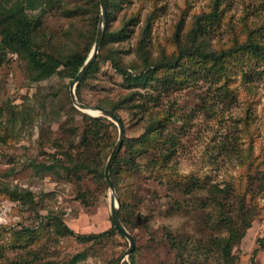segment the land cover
I'll return each mask as SVG.
<instances>
[{"label":"rangeland","instance_id":"1","mask_svg":"<svg viewBox=\"0 0 264 264\" xmlns=\"http://www.w3.org/2000/svg\"><path fill=\"white\" fill-rule=\"evenodd\" d=\"M186 1L190 5L180 32L183 39L192 15L209 10L212 0H157L161 8L148 44L152 58L160 55L161 47L168 53L175 50L172 37ZM83 2L57 0L56 5L46 7L40 32L53 45H65L64 33L72 22H84L72 12L74 4ZM152 2L127 0L123 3L112 29L122 24L124 11L127 16L136 14L139 21L129 25L127 33L107 38L109 46L118 49L121 60L118 68L111 61L101 63L83 85L80 96L86 104L117 110L125 120L127 137L139 136L151 116L169 115L168 131L176 135V152L159 171L151 165L150 155L142 160V164L150 166L138 177L132 175L137 184L129 202L137 213L147 217L149 224V227L138 224L133 230L138 263L175 264V251L166 238L168 231L196 241H208L207 238L219 231L206 226V214L200 210L175 213L172 208L175 200L184 201L185 197L171 190L166 170L194 174L221 186L231 183L236 190L234 200L243 195L247 181L246 163L241 156L249 152L252 143L256 152L264 146V63L245 53L238 55L228 80L229 89L222 86L218 75H213L209 68L189 59L161 74L130 69L132 61L140 63L136 45ZM221 7L223 14L203 35L212 48L229 47L236 39L245 41L247 32L243 23L250 27L264 26V0H222ZM40 9L30 12L38 13ZM233 33L238 34L237 38ZM256 35L264 41V28ZM28 79L25 65L16 54L0 52V251L6 253L0 264H10V261L16 264L20 260L15 259L20 255L31 259L27 251L35 249L42 259L31 264H65L88 243L59 235L53 225L47 224L39 239L22 249L12 246L14 232L38 226L41 219L37 216L49 213L60 216L70 228L82 234L110 229L113 225L111 191L104 184H97L87 169L67 172L58 166L43 167L42 164L53 163L55 158L63 160L62 150L68 149L72 140H79L82 129L90 121L72 108L76 106L70 94L71 79L58 74L40 81ZM27 109L32 113L23 119L19 111ZM13 110L19 117L16 127L22 129L21 133L13 129ZM3 112L7 116L5 121L1 120ZM25 121L28 122L25 124ZM115 126L106 140L114 138L116 143L119 133ZM103 148H108L107 142ZM125 180L130 182L129 177ZM28 191L34 195L35 207L24 198ZM250 191L248 186L244 201L249 206L256 203L258 215L234 248L238 257L236 264H251L253 257L256 264H264V192L254 197ZM83 192L88 196L86 193L81 197ZM211 211L216 214L218 208L211 206L208 212ZM201 244L190 247V260L215 264L216 254L206 258L205 248H196ZM126 245L129 246V241L125 237H109L100 247V254L79 264H106L105 259L122 256ZM211 252L214 251L211 249Z\"/></svg>","mask_w":264,"mask_h":264},{"label":"trees","instance_id":"2","mask_svg":"<svg viewBox=\"0 0 264 264\" xmlns=\"http://www.w3.org/2000/svg\"><path fill=\"white\" fill-rule=\"evenodd\" d=\"M56 2L57 0H0V52L16 54L18 59L25 65L28 80L40 81L54 74L73 80L94 46L101 16L100 0H84L83 3L74 4L72 12L77 17H81L84 22L81 23L76 20L72 22L70 28L64 33L66 42L63 46L53 45L40 32V22L42 15L46 11V7L56 5ZM125 2L127 0H106L104 39L96 59L77 85V97L80 101H83L80 96L83 85L101 63L111 61L118 68L117 63L121 61L118 49L109 46L107 38L108 36L127 33L130 29L129 25L135 21H139L136 14L127 16V12L124 11L125 13H122V24L117 29H112V24ZM221 2L222 0H212L209 10L194 13L191 21L188 23V32L185 35V39H183L180 32L190 5L186 1L185 6L179 13L172 37L175 50L172 53H168L164 47H161L160 55L152 58L148 45L149 38L155 19L161 8L157 0H153L152 7L144 19L136 45L140 63L132 61L128 67L135 71L152 70L153 73L161 74L171 71L183 64L186 59H189L200 66L209 68V71L213 75H218L222 86L229 89L228 80L231 77L233 62L238 60V55L245 53L250 58L264 63V41L258 37L259 34L256 35L264 26L250 27L248 24L243 23L242 26L245 28V32H247L245 41L241 40L242 42H240L236 39L233 45L229 47L224 46L219 50L212 48L203 35L208 32V28L214 20L223 14ZM39 7L41 9L38 13L30 12V10ZM233 36L237 38L238 34L233 33ZM72 108L80 113L83 118L90 121L91 124L87 123L82 129L79 140L74 142L72 140L68 149L64 148L62 150V154L64 155L63 160L55 158L53 163L42 165L46 169L58 166L62 171L65 170L67 172L87 169L88 175L97 184L102 183L106 187H109L105 179L104 170L108 156L115 144V139H106L109 137V132H111L112 128L116 126L105 116H91L79 111L74 106ZM27 110L19 111L23 119L28 118V115L32 113L31 110ZM111 110L121 117L125 125V120L120 113L117 110ZM6 117L3 112L1 120L5 121ZM18 119L19 117H17L16 112L13 110L11 120L14 124L13 129H16L17 132L19 129L21 133L22 129L16 127L18 126ZM168 120L169 115L151 116L145 124L144 131L139 136H125L123 146L110 170L111 178L119 196V217L127 230L132 234L138 224L149 227L147 217H143L140 213H137L129 202L136 187L134 185L137 184L136 180L132 177H138L145 168L150 166L147 163H141L149 155L151 156V165L159 171L168 165L177 149V138L174 133L168 131ZM27 122L25 121V124ZM32 123L33 121L30 124ZM106 142L107 149L103 148ZM241 157L242 161L246 163L245 180L247 184L242 193L243 195L236 197L235 200L234 195L236 190L231 183L221 186L220 184L203 181L194 174L183 175L169 172V168L166 170V173L170 176L171 190L185 197L184 201L175 200L172 206L173 209L175 208V213L179 211L181 214H189L192 211L200 210L206 214V226L212 230L219 231V234H213L212 237L207 238L208 241H196L187 235L181 236L178 232L168 231L166 238L171 248L175 251V264H196L197 262L189 258V249L191 246L201 242L203 244L198 245L196 248L200 250L201 247H204L206 258L208 255L215 253V264L237 263L238 257L234 252V248L258 215L256 203L253 206L245 204L244 198L247 188L248 186L251 188L250 193L254 197L264 192V146L263 149L256 152L252 143L249 152ZM33 164L35 165V163ZM57 173L61 175V172ZM126 177L130 178V182L125 180ZM86 193H80V196L84 197ZM24 198L27 203L30 202L33 205L32 207H35L36 201L32 192L28 191ZM211 206L218 208L216 214L212 211L208 212ZM37 218L41 219L38 226L23 227L14 232L12 246L23 249L32 245V243L39 239L47 224L53 225L57 234L69 235L80 242L88 243L86 248L74 253L65 264H79V262L86 261L88 257L96 255V253L100 254L98 253L100 247L103 246L109 237L115 235L124 237L113 225L110 229L102 232L82 234L70 228L56 214H39ZM127 248L128 245H126ZM211 249L214 252H211ZM137 250L136 247L130 255L129 260L124 261L123 264H139L137 261ZM218 250L220 254H217ZM27 252L31 254V259L20 255L19 258L15 259L20 260L16 264H31L42 259L41 253L36 249L28 250ZM253 253L257 254V250H254ZM5 256L6 253L0 251V263L5 260ZM120 257L121 255L107 258L105 259L106 264H116ZM13 263L14 261H10V264ZM251 264H256L254 257L251 260Z\"/></svg>","mask_w":264,"mask_h":264},{"label":"water","instance_id":"3","mask_svg":"<svg viewBox=\"0 0 264 264\" xmlns=\"http://www.w3.org/2000/svg\"><path fill=\"white\" fill-rule=\"evenodd\" d=\"M100 4H101V16H100L98 29H97L95 43H94V46L88 58L86 59V61L84 62L80 70L78 71L75 78L71 80L70 82V94H71L74 105L78 109L86 113H89L91 115H94V116H105L108 119L112 120L118 126V133H119L118 139L108 157V160L105 165L104 173H105V179L111 191L110 211H111L112 224L129 241L128 248L125 250L123 255L117 261V264H123L124 261L129 260L130 255L135 249L136 241H135L134 235L131 232H129V230H127V228L125 227V225L123 224V222L121 221L119 217V207H120L119 196L116 191L114 182L111 178L110 170H111L114 160L118 156V153L123 146V142L126 136L125 125L121 117L117 115L113 110L103 107L101 105H97V104H86L78 99L76 91H75L77 84L82 80L83 76L89 70L94 60L96 59L97 54L100 51L101 44L104 39L105 27H106V0H100ZM92 111H94L95 113H93Z\"/></svg>","mask_w":264,"mask_h":264},{"label":"bare ground","instance_id":"4","mask_svg":"<svg viewBox=\"0 0 264 264\" xmlns=\"http://www.w3.org/2000/svg\"><path fill=\"white\" fill-rule=\"evenodd\" d=\"M93 113H95L94 111H92Z\"/></svg>","mask_w":264,"mask_h":264}]
</instances>
